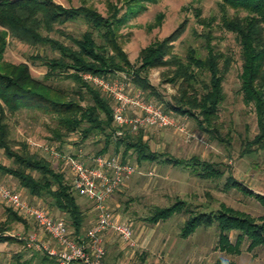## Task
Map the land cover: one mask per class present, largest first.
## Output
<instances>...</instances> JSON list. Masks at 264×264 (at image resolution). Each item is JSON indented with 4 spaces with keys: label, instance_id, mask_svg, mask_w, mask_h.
<instances>
[{
    "label": "trees",
    "instance_id": "trees-1",
    "mask_svg": "<svg viewBox=\"0 0 264 264\" xmlns=\"http://www.w3.org/2000/svg\"><path fill=\"white\" fill-rule=\"evenodd\" d=\"M149 0H107L109 15L105 16L87 0L77 7H66L55 0H0V150L11 160V164L0 162V173L19 180L21 186L32 197L43 199L52 212L58 209L65 214L74 234L79 235L87 211L78 202L73 181L61 167L38 150L28 140L13 137L10 118L23 110L41 112L51 119L49 130L53 139L65 142L75 133L86 141L93 135L104 138L105 145L95 154L122 152L125 158L137 155V160L153 161L166 155L153 150L144 130L114 138L117 126L113 119L112 97L84 78L91 72L105 77L132 68L123 43L120 25L127 16H119L117 4H139ZM223 7H231L244 15L226 12L220 18L219 27L233 32L240 44L242 61L241 93L246 105H254L259 133L247 141L244 153L264 150V0H221ZM217 17L199 18L208 26L205 37L207 54L202 55L196 47H188L184 56L175 52V41L184 32L186 21L176 31L163 39L143 48L138 57L133 83L146 91L147 99L161 97L152 88L148 79L150 70L162 69V80L175 87L166 110L194 118L199 127L219 140H225L220 130L223 126L220 108L226 100L224 83L236 59L233 54L219 49L212 43L211 25ZM82 21L86 29L80 35L68 32L62 26L69 22ZM59 34L64 39L55 36ZM14 38L34 47L47 46L53 52L31 55L34 62L47 68L43 77H36L28 62H11L5 59L8 38ZM68 80L72 85L60 82ZM149 90V93L147 92ZM256 146V147H255ZM59 150H62L59 148ZM167 162L200 165L204 177H219L223 173L208 160L190 159ZM227 188L236 187L255 196L264 204V195L255 193L245 184L230 176ZM78 194V195H77ZM187 202L178 199L168 206H155L146 220L157 224L182 212ZM181 228V236L189 237L200 227L217 226L219 241L217 248L229 253H240L242 242L248 240V250L264 245V215L254 217L226 203L215 211H193ZM53 214V212H52ZM25 219L12 207L6 208V218L0 219V241L15 240L6 232L16 222ZM236 232V240L232 233ZM11 264H58L56 257L45 251H33L30 258L15 255ZM108 259V256H107ZM212 264H238L219 257Z\"/></svg>",
    "mask_w": 264,
    "mask_h": 264
},
{
    "label": "rangeland",
    "instance_id": "rangeland-1",
    "mask_svg": "<svg viewBox=\"0 0 264 264\" xmlns=\"http://www.w3.org/2000/svg\"><path fill=\"white\" fill-rule=\"evenodd\" d=\"M66 7H77L83 0H55ZM116 3V0H112ZM107 0H87L89 5L96 7L105 16L109 15ZM119 16H127L120 25L121 41L132 63V68L117 72L119 76L127 75L133 79L138 67L140 51L155 42H161L172 35L186 21V28L174 42L175 52L184 56L189 46L196 47L202 55L207 54L205 37L199 36L208 31L209 27L200 23L199 18L217 17L211 25L212 43L219 49L234 55L236 62L226 77L224 87L226 100L220 108L223 126L220 130L225 140L213 138L204 132L197 121L188 116L177 115L187 122L185 132L173 128L147 129L144 133L149 138L150 146L166 156L157 160L139 162L137 155H130V160L138 166V172L128 178V184L122 187L110 201V206L118 217L128 221L134 227L137 246L130 247L121 243L118 236H110L108 261L117 264H212L217 258L223 257L238 264H264V245L248 250L249 242L244 240L240 253H229L217 248L219 241L218 227H200L189 237L181 236V228L193 211H215L222 203H226L239 211L254 217L264 215V204L255 196L245 193L236 187L227 188L230 176L245 184L255 193L264 195V150L255 153H244L247 141L254 139L259 133L257 114L254 105H246L241 93L242 61L240 44L236 35L219 27L220 18L225 14L234 15L245 12L231 7L224 8L221 0H149L139 4H117ZM74 35H80L86 24L82 21L69 22L62 26ZM64 39L63 36L55 34ZM36 53L53 54L47 46L34 47L14 38H8L5 59L11 62H28L36 77H43L47 68L40 62H34L31 55ZM162 69H152L148 79L161 97L151 96V101L167 108L171 95L176 92L174 86L162 80ZM64 86L72 85L70 81H61ZM132 89H137L132 82ZM149 93V90H147ZM51 119L41 112L23 110L10 118L13 137L26 139L30 145L50 159L56 167H61L72 179L68 162L56 157L46 148L54 147L65 155L89 157L105 145L104 138L93 135L86 141L80 133L73 134L61 143L53 139L49 130ZM256 147V146H255ZM61 148L62 150H59ZM113 146L108 153L113 152ZM193 156L200 161L208 160L222 171L219 177H204L197 172L203 171L200 165L177 164L167 162V157L175 160L190 159ZM0 162L11 164V160L0 150ZM0 184L20 192L26 199L50 209L49 205L37 197H32L16 178L0 173ZM78 195V194H77ZM178 199L185 200L187 205L182 212L173 217L152 224L146 220L155 206H168ZM78 202L87 211L84 227L85 232L97 218L93 204L84 196H78ZM10 206L0 194V219L6 218V208ZM25 223L16 222L7 231L15 240L0 241V263L11 264L16 261L15 255H24L23 259L33 255L32 248L26 244L24 237L36 232L50 244L54 241L39 227L31 217L20 214ZM63 215V214H61ZM60 215V216H61ZM65 216V215H64ZM67 217V216H66ZM75 232L74 228L71 227ZM236 240V232L232 233Z\"/></svg>",
    "mask_w": 264,
    "mask_h": 264
},
{
    "label": "built area",
    "instance_id": "built-area-1",
    "mask_svg": "<svg viewBox=\"0 0 264 264\" xmlns=\"http://www.w3.org/2000/svg\"><path fill=\"white\" fill-rule=\"evenodd\" d=\"M83 75L112 97L113 119L117 126L114 138L125 135L126 131L135 133L141 129L186 131L185 120L147 99L144 89H132L131 77L118 74L105 77L91 72ZM46 149L68 162L76 192L93 204L97 218L85 232L76 235L65 216L56 217L47 207L34 204L20 192L0 184L3 199L18 213L31 217L55 243L50 244L38 233L30 232L24 237L27 246L56 257L58 264H117L107 260L105 234H117L122 243L130 247L137 246V238L132 224L118 217L110 201L128 178L138 172V166L130 158H125L122 152L81 158L62 154L54 147Z\"/></svg>",
    "mask_w": 264,
    "mask_h": 264
},
{
    "label": "crops",
    "instance_id": "crops-1",
    "mask_svg": "<svg viewBox=\"0 0 264 264\" xmlns=\"http://www.w3.org/2000/svg\"><path fill=\"white\" fill-rule=\"evenodd\" d=\"M128 184V180H127V182L124 184V186L125 185H127ZM123 186V187H124ZM123 189H121L120 191H122ZM53 215H55L56 217H60V215L61 214H63L62 212H60L58 209H54L53 211ZM65 214H63V215H61V216H64ZM66 216V215H65ZM92 225V224H91ZM113 235H115V236H118L117 234H115V233H112V232H107L106 234H105V237H106V244H107V249H108V246H109V244H110V236H113ZM119 237V236H118ZM138 238V237H137ZM138 240V239H137ZM119 241L122 243V241L120 240V238H119ZM33 250V249H32ZM34 251H37V250H34Z\"/></svg>",
    "mask_w": 264,
    "mask_h": 264
}]
</instances>
